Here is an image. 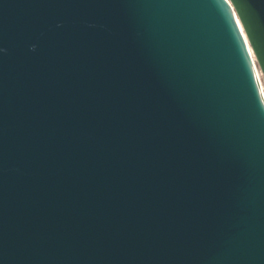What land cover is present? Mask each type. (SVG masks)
<instances>
[{
  "label": "water",
  "instance_id": "1",
  "mask_svg": "<svg viewBox=\"0 0 264 264\" xmlns=\"http://www.w3.org/2000/svg\"><path fill=\"white\" fill-rule=\"evenodd\" d=\"M264 0H0V264H264Z\"/></svg>",
  "mask_w": 264,
  "mask_h": 264
},
{
  "label": "bare ground",
  "instance_id": "2",
  "mask_svg": "<svg viewBox=\"0 0 264 264\" xmlns=\"http://www.w3.org/2000/svg\"><path fill=\"white\" fill-rule=\"evenodd\" d=\"M254 65H255V70H256V73H257V77H258V80H259V84L261 86V90H262V93H263V96H264V83H263V77H262V73L258 67V65L256 64V62L254 61Z\"/></svg>",
  "mask_w": 264,
  "mask_h": 264
},
{
  "label": "rangeland",
  "instance_id": "3",
  "mask_svg": "<svg viewBox=\"0 0 264 264\" xmlns=\"http://www.w3.org/2000/svg\"><path fill=\"white\" fill-rule=\"evenodd\" d=\"M263 77V76H262ZM263 83H264V78H263Z\"/></svg>",
  "mask_w": 264,
  "mask_h": 264
}]
</instances>
